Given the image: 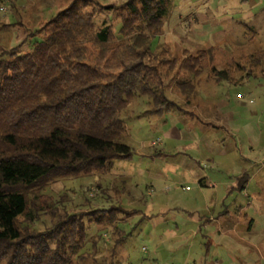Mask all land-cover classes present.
Returning a JSON list of instances; mask_svg holds the SVG:
<instances>
[{
  "label": "rangeland",
  "instance_id": "rangeland-1",
  "mask_svg": "<svg viewBox=\"0 0 264 264\" xmlns=\"http://www.w3.org/2000/svg\"><path fill=\"white\" fill-rule=\"evenodd\" d=\"M70 1L0 0V23L6 25L0 26V47L17 45ZM123 1L89 0L98 21L108 15L117 21L112 9L98 5ZM166 6L152 47L165 50L159 57L174 58L159 69L167 97L182 116L158 115L149 97L137 95L120 115L132 156L114 160L135 177H119L110 169L49 180L43 191L76 214L90 208L86 197L92 207L105 196L107 218L116 216L111 226L84 218L85 238L96 239L98 250L89 242L80 250L84 261L74 258L72 264H264V0H169ZM29 42L19 49L29 48ZM222 67L227 76L219 80L212 69ZM170 129L176 132L169 134ZM153 151L161 157L145 155ZM190 156L210 186L200 187L187 171ZM160 166L166 167L165 177L148 180L146 173ZM115 204L127 214H113ZM59 213H64L61 205ZM51 221L44 213L25 225L41 231ZM114 226L123 238L111 255ZM33 241L21 248L20 264L38 250L41 242ZM48 244L53 247L54 241Z\"/></svg>",
  "mask_w": 264,
  "mask_h": 264
},
{
  "label": "trees",
  "instance_id": "trees-1",
  "mask_svg": "<svg viewBox=\"0 0 264 264\" xmlns=\"http://www.w3.org/2000/svg\"><path fill=\"white\" fill-rule=\"evenodd\" d=\"M168 1L98 5L112 9L117 18L108 15L98 21L89 0H72L29 31L28 39L21 41H32L26 50L19 49L21 42L0 47V264H20L21 248L33 239L41 244L27 264L84 261L80 250L89 242L98 250L96 239L85 238L84 218L91 224L113 225L116 216L107 218L105 196L92 207L86 197L90 208L76 214L43 186L56 178L104 174L114 160L129 159L133 151L123 141L127 129L120 115L137 95L149 97L158 115L180 114L167 97L159 69L173 64L174 58L159 57L165 50L154 52L152 47ZM226 68L212 71L222 80ZM245 182L241 177L239 187ZM113 206V214L123 210ZM44 213L51 216V224L41 231L27 230L25 224ZM116 229L111 230V255L123 238Z\"/></svg>",
  "mask_w": 264,
  "mask_h": 264
},
{
  "label": "crops",
  "instance_id": "crops-1",
  "mask_svg": "<svg viewBox=\"0 0 264 264\" xmlns=\"http://www.w3.org/2000/svg\"><path fill=\"white\" fill-rule=\"evenodd\" d=\"M181 115V114H180ZM182 116V115H181ZM180 116V117H181ZM182 119V118H181ZM201 122H203V120L201 119ZM174 131V132H173ZM186 131V130H185ZM176 131L173 129H170V132H168L169 134H174ZM187 133H185L186 135ZM153 144V143H152ZM147 156H151V158H159L161 157L162 155V152L158 151V152H151V153H148V154H145ZM117 160H121V159H117ZM200 163L199 161L197 160L196 157L194 156H190L189 157V162H187V171H189L190 173H192L194 176H195V180L197 181L198 185L202 188L204 187H208L210 186L208 183H206V181L204 180V178L201 176V171L200 169H198V167H200ZM113 169V172L116 173L117 176H121L123 178H126L127 176L129 178H134L135 175H132V172L130 171V169H128L126 166L124 165H114V161H113V164H112V167H111V170ZM170 169V168H169ZM164 170H166V167L165 166H160V168H156L146 174H148V176L146 177L148 180H153L154 178L156 179H159V178H164ZM145 174V172L143 173ZM96 177V176H95ZM147 187H149V189L152 188V184L151 182L149 181L147 184H146ZM185 187V186H184ZM183 187V188H184ZM186 189V188H185Z\"/></svg>",
  "mask_w": 264,
  "mask_h": 264
},
{
  "label": "built area",
  "instance_id": "built-area-1",
  "mask_svg": "<svg viewBox=\"0 0 264 264\" xmlns=\"http://www.w3.org/2000/svg\"><path fill=\"white\" fill-rule=\"evenodd\" d=\"M185 188L187 189L188 187L186 186Z\"/></svg>",
  "mask_w": 264,
  "mask_h": 264
}]
</instances>
